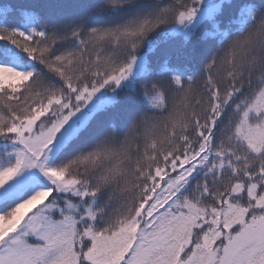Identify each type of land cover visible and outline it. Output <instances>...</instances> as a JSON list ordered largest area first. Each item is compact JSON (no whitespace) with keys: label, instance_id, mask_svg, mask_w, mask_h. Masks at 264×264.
I'll list each match as a JSON object with an SVG mask.
<instances>
[{"label":"snow or ice","instance_id":"6c2138e0","mask_svg":"<svg viewBox=\"0 0 264 264\" xmlns=\"http://www.w3.org/2000/svg\"><path fill=\"white\" fill-rule=\"evenodd\" d=\"M0 264H264V0L0 4Z\"/></svg>","mask_w":264,"mask_h":264},{"label":"trees","instance_id":"16d2710c","mask_svg":"<svg viewBox=\"0 0 264 264\" xmlns=\"http://www.w3.org/2000/svg\"><path fill=\"white\" fill-rule=\"evenodd\" d=\"M5 2H8V0H0V4H3ZM12 3L16 4L17 6H28L29 4L33 3L34 0H11ZM234 3L239 5V4H243V3H256L259 4L260 0H234ZM207 28V25H204L200 32L201 34H203L204 29Z\"/></svg>","mask_w":264,"mask_h":264}]
</instances>
